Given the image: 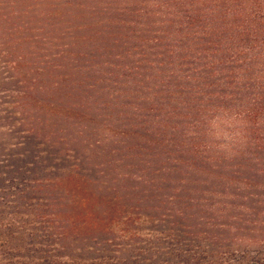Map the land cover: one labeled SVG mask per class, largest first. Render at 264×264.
I'll return each mask as SVG.
<instances>
[{
  "label": "trees",
  "instance_id": "obj_1",
  "mask_svg": "<svg viewBox=\"0 0 264 264\" xmlns=\"http://www.w3.org/2000/svg\"><path fill=\"white\" fill-rule=\"evenodd\" d=\"M14 1L0 9V199L13 215L4 251L19 253L38 230L19 217L47 207L41 230L63 250L264 264L254 0ZM143 230L150 248L125 240Z\"/></svg>",
  "mask_w": 264,
  "mask_h": 264
},
{
  "label": "rangeland",
  "instance_id": "obj_2",
  "mask_svg": "<svg viewBox=\"0 0 264 264\" xmlns=\"http://www.w3.org/2000/svg\"><path fill=\"white\" fill-rule=\"evenodd\" d=\"M253 3H255L256 6L252 13L253 19L255 18L258 22L264 24V0H254ZM2 6L5 10L11 12L16 7V1L0 0V9ZM252 40L258 42L264 41L263 38H259L256 40L255 37H253ZM14 188H16L17 190L21 187L19 186V184L18 186L15 184ZM42 189L43 188H38V190ZM2 196L3 194L0 192V198H3ZM4 203L5 202L0 199V264H93V262L90 261V258L103 256V254L105 253L108 254L109 258H114V260L116 259V257L118 259H121L117 264H132V261H126V259H124V256L115 254L112 247H110L109 250L107 249L106 251H101L100 253L96 252L94 249L89 248L80 250L77 249V247L73 249L69 248L68 250L60 249V247H58L56 243L54 244L50 241L48 235V233L50 232H48V230L46 233L42 232V230H46L47 220H49L47 218V207H34L35 211L33 209H30V211H26V214L31 212L29 215L25 214L19 217V219L21 220H23L24 218L26 219L25 223L21 224L22 228H24V226H28V224L26 223H29L30 225L27 229H38L37 231H28L26 233L28 239H26V241L22 244H20L19 241L18 243H15V240L12 241V243H15L19 246H24L22 250L19 251L20 256L18 251H14L13 253L5 252L4 250L6 249V247L11 246L5 243L6 237H4V235L5 233L10 232L9 230H11L12 228L11 218L13 215L11 209L7 208ZM42 227L44 229L41 230ZM152 235L153 233L151 231L143 230L139 234L135 233L134 237L128 235L130 238H127L125 240L128 241L131 238L139 239L142 241L140 242L139 246L150 248L151 242L154 241L152 240V238H154ZM98 264H100V262Z\"/></svg>",
  "mask_w": 264,
  "mask_h": 264
}]
</instances>
